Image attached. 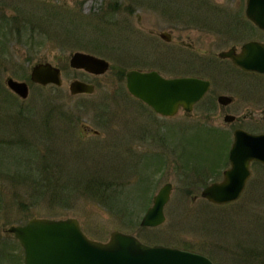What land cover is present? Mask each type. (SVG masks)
Listing matches in <instances>:
<instances>
[{
	"label": "rangeland",
	"instance_id": "rangeland-1",
	"mask_svg": "<svg viewBox=\"0 0 264 264\" xmlns=\"http://www.w3.org/2000/svg\"><path fill=\"white\" fill-rule=\"evenodd\" d=\"M108 1L65 0L69 7L76 3L81 7L79 29L68 33L64 28H48L46 34L52 40L33 51L11 39L4 50L18 63L16 71L3 67L4 52L0 51V264H23V249L7 228L32 217H75L94 240L106 241L111 231L120 230L144 243L202 253L214 264H238L235 255L242 252L240 247L251 250L258 244L255 238L264 239V173L258 178L261 182L252 183L235 201L216 205L201 199L202 184L220 178L217 174L223 167L218 163L223 155L226 160L230 140L195 119H186L182 111L173 117L156 114L130 96L125 80L118 76L130 69L133 53L144 63L153 61V49L163 44L147 29L164 30L173 20L186 19L183 0H111L139 10L142 22L137 24L131 17L129 34L119 30L125 13L109 15ZM237 1L190 0L198 11L195 15L204 14L205 5L230 6ZM171 4L176 7L170 8ZM188 17L201 21L194 14ZM133 38H139L142 48L134 45ZM55 43H61L64 60ZM128 48L132 49L129 54ZM76 50L103 57L110 68L92 75L69 67L68 55ZM43 57L64 65L61 86L42 87L28 80L30 67ZM169 69L185 70L180 65ZM7 76L28 81L26 99L7 89ZM73 79L94 84L95 91L71 95L68 86ZM78 120L100 135L81 139ZM45 158L51 167L42 170ZM81 171L107 180L104 198L83 190L89 177H81ZM33 178L47 179L53 187L44 189L38 183L36 190ZM165 182L172 183V190L163 209L164 221L155 227L140 226L153 195Z\"/></svg>",
	"mask_w": 264,
	"mask_h": 264
},
{
	"label": "flooded vegetation",
	"instance_id": "flooded-vegetation-1",
	"mask_svg": "<svg viewBox=\"0 0 264 264\" xmlns=\"http://www.w3.org/2000/svg\"><path fill=\"white\" fill-rule=\"evenodd\" d=\"M69 1L72 2L73 0ZM246 1L244 0V4H241L238 0L236 4L230 6L205 5L203 7L205 9L203 10L204 14L200 11L198 15H195V12L198 11L192 9L190 0H187L186 4L183 0L181 4H183L182 8L184 10L187 9L184 12L186 19L173 20L170 23V27L164 30L147 29L149 35L157 37L159 42L163 44V47H155L153 49L154 52L151 51L156 56L152 59L153 61L144 63L136 52L132 55L133 61L128 63L130 69L119 71L125 82L126 74L130 70L140 72L155 71L165 78L187 77L191 80L194 79L200 86L205 88L202 96L192 103L190 111H185L182 106H179L178 111H182L186 119H195L198 124L209 127L217 135H223L222 139L225 137L227 140H230V145L227 150L226 160L224 161V152H222V160L218 163V166L223 167L221 171L219 170L221 175L217 174L220 180H210L202 184V188L211 182H220L223 179L224 171L231 166L229 150L234 142L236 131L239 137H246V134H264V71L250 67L243 68L234 63L231 56L223 55L226 52H231L234 56H243L245 55L244 47L247 44H253V42L264 44V29L259 27L246 15ZM79 2L81 4V0ZM114 2L108 1L106 11L111 16L119 12L125 13L124 25L121 24L119 30L122 32L126 29L124 33L129 34L128 22H130L131 17L135 16L137 24H141L142 22V18L138 14L139 10L135 9L136 6L134 5L121 6L120 1V5L117 4V1ZM31 4L35 6H31ZM110 5H114V8ZM173 5L171 4L169 7H176ZM80 10L81 7L78 3L73 7H69L65 5V0H0V51L4 52V59L1 61V63L3 62V67H7L12 71H16L18 67V63L10 55H5L6 51L4 48L11 39L21 43L28 50L33 51L35 47L43 46L46 40H52V37L46 34L48 28H64V31L68 33L78 30L80 25L78 13ZM193 14L201 21H194L188 17L192 18ZM125 20H128L127 23ZM72 21H74V24H72ZM113 24L115 23L113 22ZM118 24L120 23L117 22L116 26ZM180 28H184L185 30L180 31ZM13 32H16L17 36H13ZM24 33L27 36H23L22 34ZM113 35L119 34L113 33ZM139 36L141 38V32H139ZM133 39L136 40V44L134 45L138 49L142 48L140 46L143 45L137 41L139 38ZM119 43L122 44V42ZM127 44L129 45V43ZM158 44L157 42L156 46ZM55 45L59 46L55 49L62 53L60 54V58L64 60L61 43H55ZM126 50L128 54L132 52L131 48ZM90 52H94V50ZM72 53L68 55V65ZM247 55H249V58L251 56L254 57L255 52H251L250 48V52ZM45 63H50L52 66L58 68L62 79L61 74L64 65H56L46 57L34 63L30 67V71L34 65ZM173 65L184 66L185 70L172 71L169 67ZM30 71L28 77H30ZM166 74L171 75L167 76ZM21 81L27 82L29 88L28 81ZM128 93L139 102L147 105L129 91ZM14 95L18 97L16 94ZM148 107L153 110L150 106ZM78 124L79 128L82 124L87 126L88 132L84 133L80 137L81 139L100 135V132L98 134L92 133L90 129L96 128H92L85 121L79 122L78 120ZM242 146L247 148L248 143L243 141ZM248 171L249 174L246 178L243 191L251 187L252 183L261 182L258 178L264 173V162L256 159L250 160ZM256 174L258 176L254 177ZM201 199L206 200L202 197Z\"/></svg>",
	"mask_w": 264,
	"mask_h": 264
},
{
	"label": "water",
	"instance_id": "water-1",
	"mask_svg": "<svg viewBox=\"0 0 264 264\" xmlns=\"http://www.w3.org/2000/svg\"><path fill=\"white\" fill-rule=\"evenodd\" d=\"M246 15L264 29V0H247ZM250 48L251 52H255L251 58L247 55ZM244 49L243 56H234L231 52L223 55L231 56L234 63L243 68L264 71V44L253 42ZM69 65L92 74H102L110 66L107 60L81 51L72 53ZM30 80L41 86L62 84L59 69L50 63L34 65ZM5 85L19 98H27V82L6 77ZM126 87L132 95L163 116L175 115L179 106L190 111L192 103L202 96L205 89L196 80L187 77L165 78L155 71L137 70L127 72ZM68 89L71 95L91 94L94 85L73 79ZM86 127L85 124L80 125V136L88 132ZM90 130L99 133L95 129ZM243 141L248 143L247 148L242 146ZM252 159L264 162V134L239 137L236 131L229 150L231 166L224 171L220 182H212L203 188L201 196L220 205L238 199L249 174L248 163ZM171 190L170 182L159 188L152 198L151 206L143 214L140 226L155 227L164 221L163 209ZM7 232L22 247L24 264H213L203 254L163 244H146L134 234L120 230L111 231L106 241L91 239L82 231L75 217H32L24 224L10 225Z\"/></svg>",
	"mask_w": 264,
	"mask_h": 264
},
{
	"label": "trees",
	"instance_id": "trees-1",
	"mask_svg": "<svg viewBox=\"0 0 264 264\" xmlns=\"http://www.w3.org/2000/svg\"><path fill=\"white\" fill-rule=\"evenodd\" d=\"M110 6L114 8V5H110ZM118 76H121V75L118 74ZM43 161H45V163H44V166H42V170L44 168L48 169V167H51L50 166L51 164L46 163V158ZM46 165H47V167H46ZM46 174H48V172ZM80 176L84 177V178L89 177L88 180L84 183V186H85V188H83L84 191H86V192L91 191V194H94V195L99 196L101 198L105 197V195H106V189H105L106 186L105 185L107 184V180L104 179L101 174L96 173L94 175V174L87 173L85 171L84 172L81 171ZM32 181L33 182L37 181V179L33 178ZM38 183L41 184V186H43L44 189L45 188L47 189V187H53V184L52 185L49 184V180L46 179V182L44 180H42V181L39 180L35 183L34 188L36 190L38 188L37 186L39 185ZM36 184H38V185L36 186ZM253 241H256L258 244L259 243H262V244H260L259 247H258V244H257V246L255 245L256 247L251 249V250H245V246L240 247L242 252L236 253V255H235L236 263H238V264H249V263L255 264L257 261H259L260 264H264V239L260 238L259 240H257L255 238ZM184 249H187V248H184Z\"/></svg>",
	"mask_w": 264,
	"mask_h": 264
}]
</instances>
